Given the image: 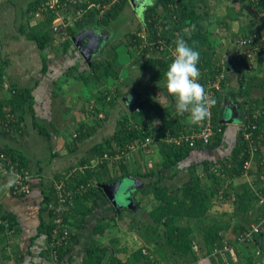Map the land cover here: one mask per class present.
Here are the masks:
<instances>
[{
	"label": "crops",
	"instance_id": "crops-1",
	"mask_svg": "<svg viewBox=\"0 0 264 264\" xmlns=\"http://www.w3.org/2000/svg\"><path fill=\"white\" fill-rule=\"evenodd\" d=\"M140 1L144 3L147 1L146 8L141 9L140 5L136 10L130 1H127L128 3L125 10L127 18L124 17L125 25L122 27L121 33L115 31L116 27L114 25H116L119 19L123 20L122 15L111 25H109L107 30L97 25V23L94 21L95 19H93L97 18L95 15H89L82 21V23H78L79 26L76 24V33L74 36L85 32L87 33L88 38L94 39L97 35L99 37L101 36L102 32H104L106 33L105 41H107V43L114 38H120L126 29L132 26V22L137 23L139 26L142 25L141 23L145 18L146 9L148 6L154 3L155 0ZM186 1L197 5V8H199V11L201 12L199 18V22L202 25L201 30L203 31V35L207 37V41L204 45L206 49L209 51L211 50L214 61H223L225 64V69L227 70L229 81L227 82L228 86L224 89V91L222 90V95L224 96L223 109L225 110L222 117L228 118V108L231 107L233 110H235L238 118H240V110L238 107L245 103V100L244 98L240 97H238L239 99H236L235 88L237 86H235L234 82L230 81V79L234 78V74L238 76L240 69L242 70V68L232 53L236 50L235 41L240 36H250L257 34L264 38V0ZM2 26V22L0 21V57H4L7 53L13 51L20 53V57L22 56L21 61L25 59L23 55H26V57L30 56L29 51L31 49V44H28L27 42H21L23 40L17 38V33L14 27V31L11 33V35L9 32L10 36H8L7 32H4ZM117 27L119 28L120 26ZM114 31L116 32V35H114ZM118 34H120L119 37ZM7 36L11 40L14 39L15 41H11L7 38ZM111 36L114 37L109 40ZM88 38L84 37L83 39H80V43L86 46L90 42ZM73 43L76 45L78 52L74 53L75 55H72L70 58L73 59L75 56L76 58H80L83 62L80 69H83L84 60L86 59L77 46V42L75 43L73 40ZM101 44H103V41L99 43V45ZM101 47L102 46H98L96 52L93 54V60L98 59L97 56H99L100 53L101 56L103 55V49ZM99 49L101 50L99 51ZM54 53L55 55H61L64 52L63 49L61 50L59 47H53L51 53L47 48L48 58ZM126 53L129 54V50H126ZM41 54L42 53L40 51L39 55L42 57ZM167 55H170V52L163 53L161 58L166 59ZM149 58L153 57L151 56ZM31 59H27L31 60L29 63L35 61V56ZM171 59L172 58H170V60ZM201 60L204 59L202 58L200 61ZM106 61L107 60L104 62ZM21 63L27 64L26 60ZM212 64L214 65L215 63ZM134 68H136L135 71H139L140 73V64H136ZM67 70L68 69H65V71H62L61 73H55L58 75L55 80L54 78H51V81L45 80L46 82L44 85L41 82V84L34 89L33 108L28 111L29 113L25 114V117L22 121L23 127L20 129V132H18L19 129H16V131H10V134H0V146L19 150L23 159L25 158L26 160L27 165H25V167H21L19 161L14 162L15 167H17L21 173L27 172L31 176V180L29 182L30 191L21 194L15 193L11 189V186H13L12 183L9 184L10 180H15L14 174L0 176V215L1 217H5V219L9 222L8 227H5L4 229L0 228V264H97L92 262V260H89L87 254V249L93 245V242H97L102 247L109 248L110 252H105V258L101 264H106L109 262V257L112 255L118 259H121L123 262H129V264H144L147 258H144L145 261L143 259L137 260L135 255H133L134 251L139 246H143L142 250L143 255L145 256L148 254V251H150L151 261H146L147 264H182L184 262L182 260L183 258H181V256L178 257L179 253L177 250H175L177 252L173 253V248L169 244V248H166V245L164 248H161L158 246V244H154L152 241L154 236L152 235L148 237L144 234H138L140 237L137 240L138 246L132 245L129 252H127L128 248H126L124 252L122 251V240L121 238H115L116 235L114 233L116 230L115 228L111 227L112 224L110 223L113 222L114 217H116L114 213H111L114 211V206L111 204L108 196L101 187L102 183L116 181V179H109H111L113 176L121 174L122 167L121 163H118V161L114 163V166L109 167V172L111 174L106 173L107 175L104 176L105 180L108 179V181L104 180L99 183V197L97 199V203L93 205L91 199L83 202L88 207H91V212L89 211L84 217H81V214L76 215V207L78 206L77 203H79V201H76V197L70 200L67 204L68 207H70V209L67 208L70 210L69 214L72 216L76 215L79 224L77 229H74L75 234L72 239L69 252L63 255L62 258H57V256L54 255V249H49V247H51V243H49L48 236L45 233L39 234V229L42 226V222H46L48 224L51 222L49 210L53 209L51 205H54L55 202H49V210H43L45 205V195L49 189L51 190V187L52 189L55 188L59 176H68L71 169L76 168V166H81L84 163H87L85 165H88L89 162V165L94 166L100 160L99 156L96 154V151L93 149L95 144H98L103 140L102 136L100 137V135L97 134L98 130L101 129L102 132L106 133L107 137L113 135L117 129L118 119L122 115L127 114V112H131V110L136 106V103H138L140 100H147L148 103L160 108H167L168 106L172 107V104L174 103V96L168 93L166 88V75L162 76L161 78L157 77L154 80L151 73H148L147 75L143 74L144 76L141 74L138 75L137 73V76H134V78H136L137 91L133 90L130 94H128V91L122 90L124 84L119 85L117 80L115 81L113 78H111L106 85L109 89L120 88L122 97H120V99L117 100L114 105H108L109 107L107 108L108 110L106 109V111H109L110 116H108L105 123H103V125L98 128L94 135L88 138L89 140L87 139L82 145H80L81 147L77 148L76 150V140L74 138L76 136V127L79 122L85 118L84 112L85 108L87 107V99H89L90 96L98 93L100 90V85L96 81H90L87 83L84 82L80 72L78 71V74H75L78 78L69 74L67 77L69 85L64 86L63 83L66 82L65 78L67 76ZM120 78L121 77H119V80L122 82L124 81L123 79H126ZM251 80L254 83L263 84L264 56H262L257 61L255 70H253L251 76ZM54 81H56V83ZM113 86H116V88ZM76 90L78 91V95H81V99H84V97L86 99L88 97L86 100L84 99V102L81 101V105H79V103L76 104ZM57 93L61 99L57 97ZM126 96L127 98H125ZM62 100L66 102L64 103ZM165 101H167L168 104L164 103ZM131 102H133L132 105H130ZM79 108H81V110L83 109V111L79 110ZM174 110L175 109L172 111ZM42 126L48 129V132L50 133L49 135H46L44 132L39 130V127ZM190 126L192 127L191 124ZM240 129V120H231L227 122L226 129L219 146L215 147L214 149L207 150L197 149L178 163L175 162L173 164L172 160L169 159V163H172L171 166H166L164 164L166 155H163L164 153H162V147L159 143L154 141L151 142L149 146H141V142L143 140H137L136 146L126 153V155H128L126 156L128 162H125L129 171L134 173V175L125 178H130L131 181L133 178L136 180L140 178L139 172L152 173L150 180H156L158 177L164 176L165 178H162V186H167L171 189V191L176 192L180 186H185L190 183L192 174L191 171L193 169L192 166L194 164H200L204 160L216 161L229 156L238 142ZM71 132H73V135ZM9 135L11 136L9 137ZM22 137H24V141L22 140ZM32 139H34L35 145L32 142ZM24 142H29L32 146L31 153L28 152V149L25 150L22 148V144H24ZM46 144L48 149L45 148ZM86 158L88 161L83 162ZM230 165L231 163L229 166ZM255 178L256 175H251L250 177L242 175L239 178H235L232 183L235 187V191L238 192L241 190L245 183H248L251 186L250 179L254 180L255 182ZM92 181H95L94 184L97 183L95 177H93ZM146 181H148V178L142 179L140 183L141 186L144 187ZM211 182L212 180H210V183ZM72 187L74 188L75 186L72 185ZM230 191L232 193L235 192L231 188ZM140 194L146 193L137 192V195L135 196L138 197ZM79 195L82 194L79 193ZM148 195V199L151 197L152 199L154 198L152 193H149ZM212 202L213 205L209 211V215L207 216L206 220L204 219L205 224H201L202 226L200 230L196 231L197 235L192 245L193 251L196 254L197 252L194 248L195 245L200 248L202 255H209L214 251V249H220L224 247L223 243L222 247L215 246L210 249L206 244L203 243V236H201V232L204 229L203 227H206L209 222L211 223L217 220L219 222L225 223L226 226H230V231L233 232V227L239 223L254 224L256 221L258 222L261 217V214L258 215V213L264 212L261 210L263 206L257 205L259 203L257 200L255 206H251V208L245 212H241L239 210L237 215L234 214V210L237 206L235 205V201H233V199L232 201L227 199V201L221 202L215 199ZM137 203H139V208L137 209L140 210L141 203L140 201L138 202V200ZM154 204L157 206L155 199ZM182 218V224L190 225L191 222H193V224L196 222L198 223V220L194 217L184 216ZM101 224H107L106 229L103 233H95L96 228ZM164 228L165 226L163 225L160 230L163 234L165 233ZM42 229L45 230V227L43 226ZM226 234H228V232ZM236 238L238 239V236ZM249 243L250 244L246 245L239 252L234 245V256L231 255L230 252H226L225 257L230 262V264H244L243 262L239 261L240 255L252 257V260L255 264L261 263H256L255 261L264 256V244L262 248L261 244H256L253 239L249 241ZM257 254L260 255H258L259 257L255 258ZM171 255H173L175 259H178H176V261H172L173 257ZM194 262H196V260L190 261L188 264H192ZM212 264H224V259L222 257H219L218 259L214 257L212 259Z\"/></svg>",
	"mask_w": 264,
	"mask_h": 264
},
{
	"label": "trees",
	"instance_id": "trees-1",
	"mask_svg": "<svg viewBox=\"0 0 264 264\" xmlns=\"http://www.w3.org/2000/svg\"><path fill=\"white\" fill-rule=\"evenodd\" d=\"M90 1H103V0H90ZM128 0H121L117 2L106 14L101 18H93L98 26L103 27L107 30L108 26L111 25L115 20L120 18L122 13L126 10V5ZM45 0H32L30 2L28 12L33 15L37 8L41 6ZM86 3H82L80 5H74L73 11L76 12L79 8H85L88 6ZM160 6V7H159ZM26 12V11H25ZM23 11L22 16L25 15ZM94 9L90 11V13H86L85 16L79 18V20L75 21V24H72L68 28V36L62 42L63 45V54L62 57L66 59L67 56L71 57L75 55L74 53L78 52L76 45L73 43V36L76 33V24L82 23L84 19L89 15L93 14ZM169 14L174 17L171 21H167ZM201 12L197 5L192 4L191 2H187L186 0H155L145 12V25L143 27H139L136 30V33L131 32V37L133 38V42L127 43L129 47H132V51L136 56V50H138V46L141 44V37L138 36L137 31L142 30L144 28V32L147 34L150 40L163 38L166 40H173L178 34L182 35L187 42L192 45L195 42L196 49L200 53V59H204L206 65L208 67H213L214 57L211 54V50L209 51L205 47V43L207 41V37L203 35L202 25L199 22ZM52 14H44L42 18L38 19V23L29 26V22L26 24L23 22V19L20 23V30L22 33L30 40L34 41L38 48L41 51L42 58L44 60L42 72L40 74L39 79L34 85H27L26 87H19L16 84H12L9 87V96L5 97V100L0 98V134L2 133H10V131L18 130L23 127L22 121L25 117V114L33 108L34 103V89L42 83H45L44 76L47 75L48 71V54L47 48L52 46L54 43V35L52 34L50 28L53 21ZM160 25L163 26L160 29ZM193 25L195 26V31L192 30ZM191 27V30L188 29ZM112 49V58L108 61L104 62V60H92L89 63L87 60H84V68L80 69L78 66L73 65L69 66L66 71V75L71 74L73 70H77L80 72L81 77L84 82L96 81L100 85V90L97 94H94L89 97L87 107L85 108L84 116L79 124L76 127V136L74 137L76 140V150L81 147L88 138L92 137L94 133L100 128L103 123L107 120L108 116H110L109 111L106 109L112 106L114 103L122 97L121 89H109L106 85L109 79L113 78L115 81L119 79V70L114 65V57L116 55V46ZM204 47V48H201ZM202 57V58H201ZM261 57H259L260 59ZM113 59V60H112ZM140 59V58H139ZM258 59V60H259ZM171 60H166L165 58H148L145 62H141L140 66L143 71H149L152 75V78L164 76L168 70V66L172 62ZM137 61H139L137 59ZM227 73V70H226ZM252 72L244 71V68L238 74V82L239 85L235 88L236 90V99L244 98L245 103L239 106L240 109V118L234 116L233 108L228 110V118H223L225 110L223 109V98L222 91L218 94L215 103L212 108L213 112V122L215 125V133L211 137V143L205 144L202 140H196L195 145L191 146L188 141H183L181 143L170 141L171 136L180 137L183 133L185 135L191 133L193 130L200 131L202 128L203 121L198 125H192L187 122V114L184 116H180L176 113V111H172L175 109V98L174 103L167 108H160L153 104L147 102V100H140L136 103L134 109L131 112H127V114L122 115L117 122V129L113 135L110 137H106L98 144H95L93 149L96 151L97 156H99V161L96 165L92 166L85 165L87 163L82 164L81 166H76V168L70 170V174L68 176H59L58 181L60 180H69V183L74 185L73 194L74 199L76 197L77 203L76 207V215L81 214V217H84L89 211L91 212V207H88L85 202L91 199L93 205L97 203V199L99 197V183L104 181V176L109 173V167L114 166V163L118 161L121 163V174L113 176L109 180L114 179H122L134 173L130 172L125 162L126 153L129 152L134 146H136L137 140H145L147 137L152 138V142L156 141L162 147V153L165 156V165L171 166L172 163H169V159L172 160L173 164L176 162H180L186 157H188L192 152L197 149H214L219 146L225 129L226 124L229 121H239L241 122V129L238 137V142L236 146L233 148L232 153L229 156L218 159L216 161L204 160L200 164H194L192 166V174L190 178V183L185 186H180L178 191L173 192L167 186H162V178L164 176L158 177L156 180H150L152 173H141L140 178L134 179L131 181L130 178H125L124 188L135 186L133 191L134 194V202L136 207L139 208L138 203L136 201L135 195L137 192H143L146 194L152 193L155 201L157 202V206L151 211V215L155 216V221L151 223V227L156 235L164 238L173 248V253L178 251V257L181 256L184 261L182 264H188L190 261L197 260L198 256L193 251L192 245L196 238L197 232L201 228V224L203 225L204 219L206 220L209 215V211L212 208L213 200L227 201L230 200L235 201V205L237 206L234 210V214L237 215L239 210L241 212L248 211L251 206H253V201L256 203V200L263 206L261 208L264 211V203H261L259 197L264 193V157H257V169H251V175H256L255 185L251 187L248 183H245L243 188L238 192L235 191V187L232 184L235 178H239L244 174L245 171V161L249 158V150L247 148V142L242 141V122L247 120L244 116L247 114L249 109L253 108H261V112L263 113L256 123L258 127L253 131L255 133L256 143L258 146V151L256 154L264 153V95L252 98V92L254 89H263L264 83H254L251 80ZM7 77V73L4 70V67L0 65V84H2ZM50 81V80H49ZM227 82L228 77H227ZM224 82L222 90L228 86L227 82ZM247 81V82H246ZM56 83V81H54ZM4 88H2L3 90ZM114 90V91H113ZM4 92V91H3ZM129 101V100H128ZM131 102L130 105H132ZM255 106V107H254ZM111 108V107H110ZM137 108H139L137 110ZM108 110V109H107ZM33 112V111H32ZM230 117V118H229ZM236 117V118H235ZM15 120H11V119ZM244 118V119H243ZM231 119V120H230ZM221 128V130H218ZM41 132H44L46 135H49L48 129L44 126L39 127ZM262 134V138L258 137ZM89 140V139H88ZM150 143L147 145L149 146ZM0 151L4 152L8 155L9 159L14 162L19 161L21 167H25L26 160L23 159L21 152L16 149H9L7 147L0 146ZM260 151V153H259ZM120 159V160H119ZM127 160V161H126ZM88 161L86 158L83 162ZM113 162V163H112ZM231 165L229 166V164ZM200 167V168H199ZM224 168V172L221 174H217L214 171V168ZM72 175V176H71ZM0 176L2 173L0 171ZM93 177L96 178L97 183L92 181ZM110 177V176H109ZM206 177V178H203ZM148 178V181L144 184V187L141 186V180ZM206 179V180H205ZM210 180L212 182L210 183ZM105 181H108L105 180ZM216 182V183H215ZM84 186L87 188V191L79 195L80 192H77L78 189ZM143 187V188H141ZM140 188V189H139ZM230 188L235 192L232 193ZM11 189L14 191V186H11ZM50 191V192H49ZM49 193L47 192L45 195V205L43 210H49V202H55L58 199V194H56V189L51 187L49 189ZM234 196V198H233ZM221 197V198H220ZM121 202V201H120ZM127 202H121L122 204ZM67 205V204H66ZM70 209V207H68ZM66 209L63 216L64 222L69 225L72 229H77L78 221L76 215H71L70 210ZM126 207L122 210H118L114 207L115 213H124ZM51 215V222L48 224L46 222H42V226L39 229V234L45 233L48 236L49 243L53 242V232L55 228L54 223V213L53 209L49 210ZM263 213V214H262ZM258 213L260 215V219L264 217V212ZM184 216L194 217L198 220L190 225L182 224V220ZM5 219V217H2ZM259 219V220H260ZM6 220V219H5ZM195 221V220H194ZM256 221V220H255ZM257 222V221H256ZM82 224V223H81ZM253 224V223H252ZM249 224H237L234 228V231H230V226H226L225 223L214 221L209 223L206 227H203L201 236H203L202 241L206 244L210 249L213 247H222L224 241H228L232 246H236L237 251L239 252L246 245L252 243L249 241H240L236 237L240 236V234L246 230H248L251 225ZM164 228V234L159 233L162 226ZM45 227V230L42 227ZM107 224H101L95 230V233H103L106 229ZM0 228L4 229V225H0ZM42 229V231H41ZM228 232V234H226ZM75 234V232H74ZM74 234L68 239L67 243L59 244L53 242V247H49V249L53 248L56 251L57 258H62L67 252L70 251L71 242L74 237ZM147 236V235H146ZM149 237V236H148ZM147 237V239H148ZM253 240L256 244H261L263 248L264 242V225L261 227V231L259 233H254ZM87 249V254L89 260L95 262L97 264L103 263V259L105 252H110L108 247H102L97 242H93ZM158 246L161 248L165 247L164 242L159 243ZM143 246H139L133 253L137 260L151 261L150 251L148 254L143 255ZM177 250V251H175ZM239 261L244 264H255L252 260V257H246L243 255L239 256ZM178 259V258H177ZM109 262L106 264H129V262H123L121 259L114 257L113 255L109 257ZM145 261V260H144ZM144 264H147V262ZM238 264V263H234ZM264 264V263H260Z\"/></svg>",
	"mask_w": 264,
	"mask_h": 264
},
{
	"label": "built area",
	"instance_id": "built-area-1",
	"mask_svg": "<svg viewBox=\"0 0 264 264\" xmlns=\"http://www.w3.org/2000/svg\"><path fill=\"white\" fill-rule=\"evenodd\" d=\"M121 0H103V1H90V0H45V2L37 8L33 16L37 19L42 18L44 14H52L53 21L51 25V32L54 35V42L55 43H62L65 38L68 36V28L72 24H75V21L79 20V18L84 17L86 13H90L91 10L94 9L93 14L97 18L103 17L106 12H108L117 2ZM88 2V6L85 8H79L73 11L74 5H80L82 3ZM175 17V16H174ZM174 17L169 14L167 21H171ZM163 26L160 25V29ZM142 30H140L137 34L141 37V44L139 45L143 50L142 53L149 52L151 49L155 48L159 53L163 54L165 52H170V57L173 59V52L175 49V39L173 40H166L163 38L153 39L150 40L147 34ZM138 46V47H139ZM236 50L232 53L236 61L241 65V68H244L246 72H252L255 70L256 63L259 57L264 56V38L260 37L257 34L250 35V36H240L235 41ZM162 56V55H161ZM169 58V59H170ZM199 70L201 73L200 76V83L204 85L205 89L207 90L210 99L216 100L218 94L222 91L223 84L227 80V73L225 69V64L223 61H215L213 67H208L204 60L199 62ZM227 82V81H226ZM255 107V106H254ZM213 105L210 107L208 117L203 121L201 125L202 128L200 131L193 130L191 133L185 135V133H181L180 137L171 136L170 141H175L181 143L183 139L188 141L191 146L195 145L196 140H202L205 144L211 143V137L215 133V125L213 122V112H212ZM139 108H137L138 110ZM261 108H253L249 109L247 114L244 118L247 120L242 122V141L247 142V148L250 152L249 158L245 161L244 167L245 171L244 174L247 177L251 176V169H257V157H264V153L256 154L258 151V146L255 145L256 138L255 133L253 132L257 127L256 120L263 114L260 110ZM243 118V119H244ZM15 120V119H11ZM218 130H221L219 128ZM259 139L262 138V134L258 137ZM152 142L151 137H147L144 141L141 142V146H147L149 143ZM0 171L2 174H14L15 180L12 185L14 186V192L17 194L27 193L30 191V180L31 176L26 173H21L17 167L12 163L9 159L8 155L4 152L0 151ZM214 171L217 174H222L224 172V168H214ZM251 187H254L255 182L254 180L250 179ZM56 194H58V199L56 201L57 204L51 205L53 207L54 213V223L55 228L53 232V242L54 243H67L68 239L74 234V229L69 227L64 222V212L68 208L69 201L73 197V194L76 192L74 188L69 183V180H60L55 185ZM87 191V188L81 186L77 192L84 194ZM261 203H264V193L259 197ZM4 225L5 227L9 226V222L3 219L0 215V225ZM264 225V217L260 219L258 222L251 225V227L242 232L240 236H238V240L240 241H251L253 239L254 233H259L261 231V227ZM53 242H51V247H53ZM197 254L198 259L196 262L192 264H212V259L215 257L218 259L222 257L224 259V264H230V262L226 259L225 255L226 252H230L231 255H235L234 246H232L228 241H224L223 248H216L214 251L207 255H202L200 248L195 245L194 246ZM54 255H56V251L54 249Z\"/></svg>",
	"mask_w": 264,
	"mask_h": 264
},
{
	"label": "rangeland",
	"instance_id": "rangeland-1",
	"mask_svg": "<svg viewBox=\"0 0 264 264\" xmlns=\"http://www.w3.org/2000/svg\"><path fill=\"white\" fill-rule=\"evenodd\" d=\"M30 2H32V0H0V21L2 22V25H3L2 27H3L4 32L6 31L8 36H10L11 33L14 31V29H13V27H14L15 31L17 33V38H19L20 40H23L21 42H27L28 44H31V47H30L31 49L29 51L30 56L26 57V55H23L25 58L23 61H21L22 56L20 57V55H19L20 53L19 52L17 53L16 51L15 52L14 51L9 52L4 57L3 56L0 57V65H2L4 67V70L7 73V77H6L5 81L2 84H0V98H1V100L2 99L5 100V97L9 96V92H7L6 90L9 91L10 90L9 87L12 84H16L19 87H26L27 85H30V84L34 85L37 82V80L39 79L40 74L42 72L44 60L39 55L40 49L38 48L37 44L34 41H30V39H28L22 33V31L19 28V25H20L22 19H23V22H25L26 24L29 22V26H30V24L33 25V24L38 23V19L35 16L31 15V13H30L31 11L28 10ZM23 11L24 12L26 11L24 16H22V14H21V13H23ZM27 11H30V12H28V14H26ZM122 17H123V20L119 19V21L116 23V25H114L116 27L115 31L118 33H121L122 27L125 25L124 17L127 18L126 11L122 13ZM141 24L145 25V19L143 20V22ZM142 25L139 26V25H137V23L132 22V26H130L128 29H126V31L121 35L120 38H114L111 40V38L114 37V36H111L109 39L111 41L108 43H107V41H105L106 33L102 32L101 36L98 37L100 42L103 41V44H101V45L98 44V46H102L101 48L103 49V55L101 56V53H100V55L97 56L98 60H104V61L107 60L108 61L109 59H111L112 55L114 56V53H112V49H114L115 48L114 46H116L117 49L115 51L117 53L114 57V59H115L114 65L119 70V77L126 78V79H123L124 80L123 82L119 79L117 81H118L119 85L124 84V87L122 88V90L128 91L129 92L128 94H130L133 90L137 91L136 78H134V76H137V73H138V75L141 74L142 76H144L143 74L147 75L148 73H150L149 71L148 72L143 71L142 69H140V73H139V71H135L136 68H134V66L136 64H140L141 62H145V60H147L151 56L153 58H161V55H162L155 48L151 49L149 52L142 53L143 50L139 46L138 50H136V52H135L136 53V56H135L133 51H132V47H129L127 45L128 42L129 43L133 42V38L131 37L132 36L131 32L136 33L137 28L142 27ZM117 26H120V27L118 28ZM190 30H191V27L188 29V31H190ZM9 32H10V35H9ZM116 32L114 35H116ZM138 32H139V30L137 31V33ZM119 35L120 34H118V37H119ZM8 36H7V38H8ZM8 39H10V38H8ZM120 40H122V41H120ZM11 41H15V40L12 39ZM15 47H17V46H15ZM53 47H55V48L59 47V49H61V50L63 49L62 43L57 44L54 42L52 44V47L51 46L48 47V51L52 53ZM94 50H95V48H94ZM100 50L101 49H99V51ZM126 50H129L130 53L127 54ZM55 53L52 54V56L49 57V59H48V65L49 66H48L47 75L44 76L45 80L48 81L51 78H54V80H55L58 76L55 73H61L62 71H65V69L69 68V66H72L73 63L75 66L77 65L78 68L82 67L83 62L81 61L80 58H76V56H75V57H73V59H71L69 56H67L66 59H64V57H62V54L61 55H59V54L55 55ZM34 56H35V61H32L31 63H29L32 60L31 58H33ZM137 57H138V59L140 58L139 61H137ZM26 58L31 59V60H27ZM169 58L170 57H166V59L170 60ZM25 60H26L27 64H25V63L22 64L21 62H24ZM75 74L76 75L78 74L77 70H73L71 72V75L74 77H76ZM121 74H123V75H121ZM67 77H68V75L65 78L66 82L63 83L64 86L69 85ZM76 78H78V77H76ZM230 81H233L235 86L239 85L238 76L235 74H234V78L230 79ZM42 84L44 85V83H42ZM2 88H4V89L2 90ZM76 93H77L76 94V104L79 103V105H81V101L84 102L85 97H84V99H81V95H78L77 90H76ZM57 95H58V93H57ZM252 95H253L252 98L260 97V96L264 95V90L263 89L262 90L261 89H254L252 92ZM57 97L59 99H61L59 97V95ZM125 98H127V96ZM63 102L65 103L66 101H63ZM164 103L168 104L167 101H165ZM86 104H88V99L86 101ZM79 110H81V108H79ZM81 111H83V109ZM18 132H20V129L18 130ZM71 134L73 135V132H71ZM97 134H99L100 137L102 136V139H105V137H107L106 133L102 132L101 129L97 131ZM10 136L11 135H9V137ZM22 140L24 141V137H22ZM40 140H42V139H40ZM32 142L35 145L34 139H32ZM28 145H29V147H28ZM22 148L25 150L28 149L29 153H31V151H32V146L30 145L29 142H24V144H22ZM45 148L48 149L47 144H46ZM2 176H7V174H2ZM148 196H149L148 194H140V195H138V197L135 196L136 201L138 200V202L140 201V203H141V205H140L141 209L140 210H138L137 207L134 206V207H126L125 212L124 213L122 212V214H120V213L117 214V213H115V211L111 212V213H114V215L116 216V217H114L113 222H110L112 224L111 227L115 228V230H116L114 233L116 235L115 238H117V239L121 238V240H122L121 244L123 246V248H122L123 252H124V250H126V248H128L127 252H129L130 247L132 245L138 246L137 240L140 238L138 236V234L139 235L144 234L147 236L152 235V236H154V239H152L154 244L157 245L159 243L164 242V244L166 245V248H169V245H168V243H165L166 241L164 240V238L159 237L158 235L155 236V232L153 231V228L150 225L151 223H153L155 221V216L154 215L152 216L150 214L151 211L154 209L155 204H154V199H152V197L150 199H148ZM253 205L255 206L254 201H253ZM257 205H261V204L258 203ZM159 233H161V231ZM258 255H260V254H257L256 256L254 255L255 258L259 257ZM171 256L173 257L172 261H176L177 258L175 259L173 255H171ZM255 262L256 263H258V262L264 263V256H262L261 258H259Z\"/></svg>",
	"mask_w": 264,
	"mask_h": 264
},
{
	"label": "clouds",
	"instance_id": "clouds-1",
	"mask_svg": "<svg viewBox=\"0 0 264 264\" xmlns=\"http://www.w3.org/2000/svg\"><path fill=\"white\" fill-rule=\"evenodd\" d=\"M192 30L195 31L194 25ZM174 43L173 60L165 74L166 88L175 98L176 113L180 116L187 114V122L198 125L208 117L210 107L214 105L215 100L210 99L204 85L199 82L200 53L196 49L195 42L190 45L182 35L178 34ZM11 183L14 181L10 180L9 184Z\"/></svg>",
	"mask_w": 264,
	"mask_h": 264
},
{
	"label": "water",
	"instance_id": "water-1",
	"mask_svg": "<svg viewBox=\"0 0 264 264\" xmlns=\"http://www.w3.org/2000/svg\"><path fill=\"white\" fill-rule=\"evenodd\" d=\"M130 3L132 4V6L137 10L138 6L141 7V9L146 8L147 5V1L141 2L140 0H129ZM88 38L87 33H81V34H77L76 36H74L73 40L76 43L77 42V46L79 47V49L81 50V53L84 55L85 59L91 63L93 60V54L96 52L97 48H98V44L100 43L99 39H98V35L96 36V38L92 39V38H88L90 40V42L84 46L80 43V39L83 38ZM95 48V50H94ZM0 52H1V43H0ZM239 108V107H238ZM230 108H228V110H230ZM240 110V109H239ZM238 110V111H239ZM240 113V111H239ZM234 116H237V114L235 113V110L233 111L232 114V118L234 119ZM235 117V118H236ZM124 181L125 178L122 179H118L116 181L113 182H107V183H102L101 187L104 190V192L106 193V195L108 196V199L110 200L111 204L117 208L118 210L121 209V207H136V204L134 202V194L133 191L135 189V186H130V187H125L124 188ZM119 196V198H118ZM122 196H126V198H124L122 201L120 200V198ZM125 200H127V202L125 203H121L124 202ZM121 201V202H120Z\"/></svg>",
	"mask_w": 264,
	"mask_h": 264
},
{
	"label": "flooded vegetation",
	"instance_id": "flooded-vegetation-1",
	"mask_svg": "<svg viewBox=\"0 0 264 264\" xmlns=\"http://www.w3.org/2000/svg\"><path fill=\"white\" fill-rule=\"evenodd\" d=\"M118 180V179H117ZM118 198H119V196H118ZM124 198H126V196L124 197V196H122L121 198H120V200L122 201ZM123 208H125V207H121V209L120 210H122Z\"/></svg>",
	"mask_w": 264,
	"mask_h": 264
}]
</instances>
